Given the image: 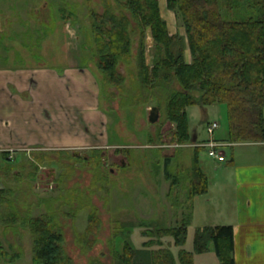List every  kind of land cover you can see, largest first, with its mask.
<instances>
[{
    "label": "rangeland",
    "instance_id": "rangeland-1",
    "mask_svg": "<svg viewBox=\"0 0 264 264\" xmlns=\"http://www.w3.org/2000/svg\"><path fill=\"white\" fill-rule=\"evenodd\" d=\"M159 7L169 34L184 37L179 18L166 10L163 0ZM90 11L102 14V1L0 0V191L10 192V209L21 217L54 216L64 233L66 254L75 264H112L113 242L119 253L124 242L141 249L147 241L141 231L173 229L186 216L185 188L168 199L170 185L164 175L185 176L194 156V137L204 145L230 139L225 107H195L186 110L191 146L174 145L165 98L180 90L175 82L160 86L152 97L142 91L133 101L139 86L137 36H132L135 61L118 67L126 78L123 93L102 89L96 60L82 47L91 31ZM147 37L150 65L152 40L149 33ZM185 58L191 62L188 51ZM157 105L159 122L150 125L148 112ZM214 123L218 128L210 137L207 127ZM118 149L128 155L115 153ZM222 152L225 164L214 162L208 150L200 153L199 161L213 187L210 193L216 200L225 199L234 212L237 191L232 178L252 160L239 147ZM229 175L233 189L225 190ZM215 199H194L195 208L204 203L207 216H195L185 251L192 250L195 230L208 225L221 209ZM11 210L0 208V217ZM93 211L100 224L89 234ZM7 226L0 221V246L8 256L0 264H32L30 232ZM209 250L208 256L196 257V264H219L213 247Z\"/></svg>",
    "mask_w": 264,
    "mask_h": 264
},
{
    "label": "trees",
    "instance_id": "trees-1",
    "mask_svg": "<svg viewBox=\"0 0 264 264\" xmlns=\"http://www.w3.org/2000/svg\"><path fill=\"white\" fill-rule=\"evenodd\" d=\"M101 1L104 12H89L91 31L82 47L96 60L102 89L123 93L126 78L118 72V67H129L136 60L139 86L135 89L134 102L142 97V91L152 97L160 86L175 82L180 88L165 98V117L174 127L171 136L174 145H191L186 110L216 105L226 108L231 144L264 143V0H168L166 10L179 18L184 37L169 34L159 0ZM53 31L54 28L50 33ZM148 33L153 50L150 65L146 62ZM132 36L139 38L135 60ZM186 51L190 63L186 62ZM158 109L160 112V106ZM193 149L191 168L183 174L185 178L168 171L164 175L170 185L168 199L181 187L185 188L182 204L186 206V216L173 229L141 231L147 240L141 249L124 242L119 253L113 242L112 264H195L197 256L209 253L210 245L219 264H234L231 227L196 229L192 250L185 251L194 199L207 197L210 185L199 161L204 149ZM115 153L128 155L123 149ZM9 194L0 191L1 209L11 210ZM88 217L87 233H95L100 224L95 211ZM0 221L7 227L30 232L32 264H75L66 254L64 233L54 216L30 219L11 210L6 217L1 215ZM167 243L170 248H165ZM171 248L178 252H170ZM6 257L0 246V259Z\"/></svg>",
    "mask_w": 264,
    "mask_h": 264
},
{
    "label": "crops",
    "instance_id": "crops-1",
    "mask_svg": "<svg viewBox=\"0 0 264 264\" xmlns=\"http://www.w3.org/2000/svg\"><path fill=\"white\" fill-rule=\"evenodd\" d=\"M163 1L166 6L168 0ZM1 140V142H3V139ZM194 143L200 144V142L197 141L196 136L194 137ZM224 144L229 145V148L239 147L244 149L245 153L248 155V159L252 161H250L249 165H245L244 168L242 166L240 169H237L235 172L236 176L229 175V179L225 181L226 183H223L227 184L224 187V189L227 190L228 187H231L229 186L230 177H234L232 179L235 180V191H237V194L233 197L235 198L233 201L234 212L229 211L230 208L227 206L225 199L216 200V197L213 196V192L210 193V190L207 197L198 198V200L202 201L205 199L204 202L206 203H209L211 198H213L221 208L216 211L217 213L215 214V217L210 223H208V225L207 223L204 225L201 224L202 226H200V228L231 227L233 230L234 264H264V143L242 145L227 142ZM214 162L218 163L217 161ZM225 163L226 160L224 163L218 164ZM228 167L231 171L234 170L235 163ZM209 188L211 189L213 187ZM221 190L224 192L222 186ZM210 196L211 198L208 199ZM203 212L205 213V216H207L204 203L198 204L197 208H195V205H192V212H190L192 217L191 225L195 220V216L198 215L200 217Z\"/></svg>",
    "mask_w": 264,
    "mask_h": 264
},
{
    "label": "built area",
    "instance_id": "built-area-1",
    "mask_svg": "<svg viewBox=\"0 0 264 264\" xmlns=\"http://www.w3.org/2000/svg\"><path fill=\"white\" fill-rule=\"evenodd\" d=\"M217 128H218L217 123L210 125V127L207 130L208 134L212 136L214 132L217 131ZM227 147L228 146L225 144L210 142L209 144L205 145L204 148L208 149V155L211 159L217 161L218 163H224L225 160L222 154V150Z\"/></svg>",
    "mask_w": 264,
    "mask_h": 264
},
{
    "label": "water",
    "instance_id": "water-1",
    "mask_svg": "<svg viewBox=\"0 0 264 264\" xmlns=\"http://www.w3.org/2000/svg\"><path fill=\"white\" fill-rule=\"evenodd\" d=\"M149 117H148V123L150 125H155L159 122L160 118V112L158 108H152L149 112ZM75 156H79V154L75 153Z\"/></svg>",
    "mask_w": 264,
    "mask_h": 264
},
{
    "label": "flooded vegetation",
    "instance_id": "flooded-vegetation-1",
    "mask_svg": "<svg viewBox=\"0 0 264 264\" xmlns=\"http://www.w3.org/2000/svg\"><path fill=\"white\" fill-rule=\"evenodd\" d=\"M93 151V150H92ZM75 154V153H74Z\"/></svg>",
    "mask_w": 264,
    "mask_h": 264
}]
</instances>
